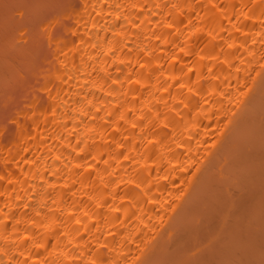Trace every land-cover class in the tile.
Returning <instances> with one entry per match:
<instances>
[{
    "label": "bare ground",
    "instance_id": "obj_1",
    "mask_svg": "<svg viewBox=\"0 0 264 264\" xmlns=\"http://www.w3.org/2000/svg\"><path fill=\"white\" fill-rule=\"evenodd\" d=\"M55 4L0 0V264H264V0Z\"/></svg>",
    "mask_w": 264,
    "mask_h": 264
},
{
    "label": "rangeland",
    "instance_id": "obj_2",
    "mask_svg": "<svg viewBox=\"0 0 264 264\" xmlns=\"http://www.w3.org/2000/svg\"><path fill=\"white\" fill-rule=\"evenodd\" d=\"M57 1H58V2H57ZM64 1H65V0H54V4L57 2L58 4H62V5H63V4H64ZM57 3L55 4V6L57 5ZM58 6H59V5H58ZM25 76H26V75H25ZM26 77H27V76H26ZM28 79H30V75H29L27 78H25V80H24L25 82H24V81H23V82H19L18 85H20V86L22 85V86H23V85L26 83V80H28ZM22 83H23V84H22ZM19 95H20V94H19ZM13 96H14V95H13ZM15 98H16V96H15ZM15 98H14V99H15ZM17 98H18V97H17ZM16 100H17V99H15V101H16ZM9 104H10V106H11V103H9ZM9 104H7L6 101L2 104L3 106H1L2 108L0 107V108H1V110H0V114L3 113L2 110L6 109L4 105H7V107H8ZM12 105H13V103H12ZM10 106L8 107L9 110L11 109ZM3 108H4V109H3ZM9 110H8V111H9ZM4 111H5V110H4ZM8 111H6V112H8ZM6 112H5V113H6ZM5 113H3V115H5ZM1 115H2V114H1ZM1 115H0V117L2 118ZM1 118H0V119H1Z\"/></svg>",
    "mask_w": 264,
    "mask_h": 264
},
{
    "label": "snow or ice",
    "instance_id": "obj_3",
    "mask_svg": "<svg viewBox=\"0 0 264 264\" xmlns=\"http://www.w3.org/2000/svg\"><path fill=\"white\" fill-rule=\"evenodd\" d=\"M8 6H9V5H7V4L5 5V7H8Z\"/></svg>",
    "mask_w": 264,
    "mask_h": 264
}]
</instances>
